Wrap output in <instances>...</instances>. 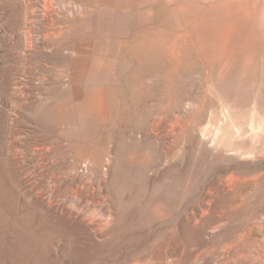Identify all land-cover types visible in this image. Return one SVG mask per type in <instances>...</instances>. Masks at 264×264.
I'll list each match as a JSON object with an SVG mask.
<instances>
[{
	"label": "rangeland",
	"instance_id": "obj_1",
	"mask_svg": "<svg viewBox=\"0 0 264 264\" xmlns=\"http://www.w3.org/2000/svg\"><path fill=\"white\" fill-rule=\"evenodd\" d=\"M186 2L195 15L172 13ZM81 87L103 102L84 142ZM83 144L109 162L85 170ZM207 199L206 226L226 218L210 263L264 264L263 0H0V264H189L200 237L180 213ZM104 209L90 238L75 214Z\"/></svg>",
	"mask_w": 264,
	"mask_h": 264
},
{
	"label": "bare ground",
	"instance_id": "obj_2",
	"mask_svg": "<svg viewBox=\"0 0 264 264\" xmlns=\"http://www.w3.org/2000/svg\"><path fill=\"white\" fill-rule=\"evenodd\" d=\"M264 1V0H263ZM49 2V1H48ZM50 3V2H49ZM46 5V4H45ZM74 6V5H73ZM37 7V6H36ZM45 7V6H44ZM81 7V6H80ZM42 8V7H41ZM37 9L40 10V8L38 7ZM46 9V8H45ZM76 9V8H75ZM200 9V6L195 5L193 3H184V4H178L175 5L171 11L172 13L176 16H183L185 19V16H193L195 15V13ZM236 9V8H235ZM26 10V9H25ZM47 10V9H46ZM70 11V10H69ZM43 13V12H42ZM51 13V12H50ZM26 15V14H25ZM58 15V14H57ZM230 15V14H229ZM234 15V13H233ZM43 16V15H42ZM45 16V15H44ZM220 16V15H219ZM53 17V16H52ZM182 17V18H183ZM26 18V17H25ZM104 18V16H103ZM181 18V17H180ZM83 19V18H82ZM176 19V18H175ZM178 19V18H177ZM41 20V19H40ZM44 20V18H43ZM85 20V19H84ZM83 20V21H84ZM182 20V19H181ZM123 22L122 25H124L127 22V19L124 18L121 20ZM184 22V21H183ZM41 23V22H40ZM69 23V22H68ZM119 24V23H118ZM185 24V22H184ZM33 25V24H32ZM120 25V26H122ZM39 26V25H38ZM26 33V32H25ZM253 33V31H252ZM47 34V33H46ZM30 37V36H29ZM27 38V37H26ZM29 41V40H28ZM247 41V40H246ZM26 42V41H25ZM31 44V43H30ZM203 58V57H202ZM175 61V59H174ZM177 62V61H176ZM174 63V62H173ZM82 69V68H81ZM169 70V69H168ZM82 73V72H81ZM75 83H79V79L75 78L74 79ZM207 82V81H206ZM91 86V85H90ZM94 86V85H93ZM207 91V90H206ZM208 92V91H207ZM211 93V92H210ZM105 95V94H104ZM119 98V97H118ZM75 99L78 100V104L76 105V108H74L70 113H69V129L68 130H73V129H77L79 130V134L77 133L76 138H78L80 141L84 142V138H85V127H84V120L87 119V117L95 114V113H100L102 111V106H103V102H102V94L99 88L97 87H89V88H84L81 87L79 89V91L77 92V94L75 95ZM55 102V101H54ZM70 104V103H69ZM52 113V112H51ZM51 115V114H50ZM54 115V114H52ZM97 117V116H94ZM103 117V116H102ZM112 118V117H111ZM54 119V118H53ZM152 129V128H151ZM149 129L152 134L151 135H157V130L154 131V129ZM179 132V131H178ZM159 133V131H158ZM171 133V132H170ZM110 138V137H109ZM39 143V142H38ZM46 143V142H45ZM84 145V144H83ZM86 146V145H84ZM40 147V146H39ZM87 148L84 149L83 151V156L85 158L88 159L87 162L84 163L85 166L84 169L88 170L89 166L92 167V170L96 171V170H100L101 168H103L102 166L105 164H107L109 162H107V159H103L102 156L103 154L95 149H93L90 146H86ZM46 148V147H45ZM44 148V149H45ZM48 148V147H47ZM36 149V148H35ZM46 150V149H45ZM33 154V153H32ZM245 156V155H244ZM42 158V157H41ZM242 159V158H241ZM53 160V159H52ZM86 161V160H85ZM79 162V161H78ZM77 163V162H76ZM42 165V164H41ZM77 165V164H76ZM81 165V164H80ZM222 165V164H221ZM248 165V164H247ZM74 166V165H73ZM81 166V167H82ZM75 168H73L75 171H77L76 166H74ZM107 167V166H106ZM72 168V167H71ZM73 169H71L72 171H74ZM83 169V168H82ZM80 170V168H79ZM71 171V172H72ZM91 171V170H89ZM104 171V170H103ZM70 173V171H68ZM86 172V171H85ZM84 172V173H85ZM105 172V171H104ZM232 172V171H231ZM73 173V172H72ZM71 173V174H72ZM75 173V172H74ZM87 173V172H86ZM85 173V174H86ZM91 173V172H88ZM76 174V173H75ZM230 175V174H229ZM232 175V174H231ZM51 176V175H50ZM80 176V175H79ZM228 176V175H227ZM82 177V176H81ZM94 177V176H93ZM237 177V176H235ZM235 177L233 178L232 176L227 177L226 179H223L219 182V185L221 187V190H223L224 192H231L234 191L235 185L238 181V179H235ZM65 178V177H64ZM238 178V177H237ZM249 178V177H248ZM253 179V178H252ZM220 180V179H219ZM244 181H246L245 179L242 180V182L244 183ZM248 181V180H247ZM85 183V182H84ZM216 183V182H215ZM242 183V184H243ZM217 184V183H216ZM240 184V183H238ZM246 184V183H245ZM216 186V185H215ZM218 186V185H217ZM31 189V188H30ZM214 189V188H213ZM213 189L211 192H213ZM93 190V189H92ZM215 190V189H214ZM82 191V190H81ZM208 191V190H207ZM218 191V190H217ZM215 192V191H214ZM36 193V192H35ZM209 193V192H207ZM227 193V194H228ZM33 195V194H32ZM209 195V194H208ZM207 195V196H208ZM211 195V194H210ZM218 196V194H216ZM215 195V197H216ZM209 197V196H208ZM219 197V196H218ZM207 198V197H206ZM210 199V197H209ZM207 199V201H201V204L197 207H195L194 209L190 210V211H186L185 208L183 209L185 212L181 215V218L184 219V223L185 225L191 226L195 232V235L199 236L200 239L198 241V243H196L194 246V248L190 251H188L189 255H191L190 257V262L189 264H211L208 256L205 254L204 252V243L205 241H207L208 239H212L213 237H215V235L220 231H224V219L225 218V212L221 213V214H217V220H218V224H215L214 226H210L207 227L206 226V216L208 214V212L210 211L211 207H210V202L211 200ZM213 199V198H212ZM108 200V198L106 199ZM111 200V199H110ZM169 200V199H168ZM195 200V199H194ZM204 200V199H203ZM198 201V200H197ZM50 202V201H49ZM200 202V201H199ZM197 203V202H196ZM213 203V201H212ZM51 204V203H50ZM170 204V203H168ZM174 204V202H173ZM94 205V204H93ZM108 205V204H107ZM187 205V204H185ZM198 205V204H197ZM195 206V205H194ZM233 206V205H232ZM231 206V207H232ZM115 207V206H114ZM171 206H169L170 209ZM168 209V207H167ZM105 210V209H104ZM172 210V209H171ZM182 210V211H183ZM168 211V210H167ZM157 212V226L161 227H166V229L169 227L170 229H174L175 228V223H174V219L175 218H169V217H165L161 212H159L158 210ZM174 212V211H173ZM217 212V211H216ZM219 212V211H218ZM221 212V211H220ZM116 213V212H114ZM169 213V211H168ZM171 213V212H170ZM84 214H88V213H84ZM240 214V213H239ZM92 215V214H91ZM116 215V214H115ZM129 215V214H128ZM155 215V214H154ZM75 216L79 219V221L83 224V226L85 227L84 230H86L88 236L90 238H98V236L102 237L101 235L103 234L104 230L109 227L111 224V221L113 220L114 214L111 210H105V212L102 215V219H90L87 216L83 215V214H78L76 213ZM73 215V217H75ZM130 216V215H129ZM168 216V215H167ZM90 217V216H89ZM97 217V216H96ZM127 217V215H126ZM74 219V218H73ZM77 220V219H76ZM79 222V223H80ZM113 223V222H112ZM113 225V224H112ZM111 225V226H112ZM109 229V228H108ZM252 227L246 230V232L244 234H246V236L250 237L252 234ZM165 230V229H164ZM169 230V229H168ZM107 231V229H106ZM111 231V230H110ZM50 233V232H49ZM197 233V234H196ZM173 234V233H172ZM222 234V233H221ZM227 234V232H226ZM239 234V233H238ZM192 236V235H191ZM242 236V235H241ZM239 236V237H241ZM227 237V236H226ZM233 239L232 242H229L228 244L224 245V249H223V253H231V252H235V251H240L241 250V243L242 242H237V237L236 236H232ZM179 238V237H178ZM254 238V237H253ZM57 239V238H56ZM101 239V238H100ZM198 240V239H197ZM170 241V242H169ZM242 241V240H241ZM172 237H168L167 240L164 241L165 245H169V243H172ZM176 245V244H174ZM258 245V244H257ZM196 247V249H195ZM203 247V249H202ZM170 248H171V244H170ZM173 249V248H172ZM175 249V248H174ZM263 249V248H262ZM159 250V248H158ZM161 250V249H160ZM164 248H162V252H163ZM207 250V248H206ZM244 250V249H243ZM264 250V249H263ZM167 251V250H166ZM168 253V252H167ZM222 253V251H221ZM236 253V252H235ZM254 253V252H253ZM168 255H172V254H168ZM235 255V254H234ZM248 255V254H247ZM246 256V255H245ZM166 257V255H165ZM222 257V256H221ZM240 257V256H239ZM169 258V257H168ZM217 258V257H216ZM250 258V257H249ZM257 258V257H256ZM164 259V258H163ZM167 259V258H166ZM170 259V258H169ZM119 260V259H118ZM168 260V259H167ZM252 260V259H251ZM232 261V260H231ZM244 261V260H243ZM166 262V261H165ZM169 262V261H168ZM167 262V263H168ZM234 262V261H233ZM248 262V261H247ZM240 263V262H239ZM114 264V263H113ZM212 264H219V260L217 261L216 259L214 261H212ZM245 264V263H244ZM259 264V263H258Z\"/></svg>",
	"mask_w": 264,
	"mask_h": 264
}]
</instances>
